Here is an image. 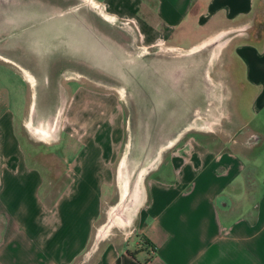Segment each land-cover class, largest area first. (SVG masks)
<instances>
[{
	"label": "rangeland",
	"instance_id": "rangeland-1",
	"mask_svg": "<svg viewBox=\"0 0 264 264\" xmlns=\"http://www.w3.org/2000/svg\"><path fill=\"white\" fill-rule=\"evenodd\" d=\"M126 15L95 0H0V151L11 142L25 152L40 171L35 196L53 208L79 152L88 148L94 159L95 146L109 150L100 220L106 219L105 236L73 264H94L98 242L121 234L110 214H136L138 190L190 134L214 151H233L245 166V184L257 187L261 180L264 115L253 113L252 96L232 81L230 67L237 65L229 31L218 41L177 49L140 39ZM200 37L191 34L179 45ZM10 116L16 140L7 135ZM31 116L37 121L29 123Z\"/></svg>",
	"mask_w": 264,
	"mask_h": 264
},
{
	"label": "crops",
	"instance_id": "crops-1",
	"mask_svg": "<svg viewBox=\"0 0 264 264\" xmlns=\"http://www.w3.org/2000/svg\"><path fill=\"white\" fill-rule=\"evenodd\" d=\"M95 1L127 14L140 39L172 48L218 41L229 31L237 65L230 67L232 81L252 96L253 113L264 115V0ZM191 34L201 37L186 48L179 45ZM10 119L7 135L16 140ZM185 139L149 174L144 191L138 190V212L110 214L121 234L98 242L94 264H264V162L257 188L241 179L245 166L233 151H214L193 134ZM10 144L0 151V264H73L93 240L105 236L106 219L100 220L109 150L95 146L94 159L88 148L79 152V161L69 166L70 184L52 208L35 196L40 171Z\"/></svg>",
	"mask_w": 264,
	"mask_h": 264
},
{
	"label": "bare ground",
	"instance_id": "bare-ground-1",
	"mask_svg": "<svg viewBox=\"0 0 264 264\" xmlns=\"http://www.w3.org/2000/svg\"><path fill=\"white\" fill-rule=\"evenodd\" d=\"M5 7V6H4ZM106 18V17H105ZM107 19V18H106ZM108 20V19H107ZM76 37V36H75ZM54 41H56V40H54ZM211 93V92H210ZM177 117V116H176ZM194 117V116H193ZM194 119V118H193ZM192 119V120H193ZM191 124V123H190ZM156 138V137H155ZM40 139H43L42 137L40 138ZM154 139V138H153ZM148 142V141H147ZM163 142H165V141H163ZM150 144V143H149ZM152 144V143H151ZM144 146H146V145H144ZM160 148V147H159ZM152 150V149H151ZM158 150V149H157ZM143 152V151H142ZM144 156V155H143ZM151 164V163H150ZM128 166V165H127ZM130 167V166H129ZM126 168H128V167H126ZM129 170V169H128ZM135 170V169H134ZM130 174V173H129ZM130 177V176H129ZM126 180V179H125ZM125 187V186H124ZM127 187V186H126ZM127 189H128V187H127ZM125 198H126V195L123 193L122 194V199L123 200H125ZM130 204V203H129ZM128 205V204H127ZM114 211H112V213H113ZM122 218V217H121ZM123 220V219H122ZM122 223V222H121ZM123 224V223H122Z\"/></svg>",
	"mask_w": 264,
	"mask_h": 264
}]
</instances>
